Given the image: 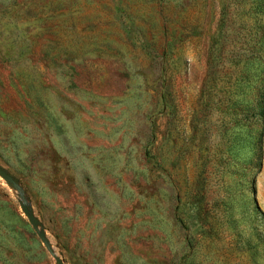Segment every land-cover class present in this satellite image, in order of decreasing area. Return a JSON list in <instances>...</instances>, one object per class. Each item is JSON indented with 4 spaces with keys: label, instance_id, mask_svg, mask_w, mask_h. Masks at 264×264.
I'll return each mask as SVG.
<instances>
[{
    "label": "rangeland",
    "instance_id": "obj_1",
    "mask_svg": "<svg viewBox=\"0 0 264 264\" xmlns=\"http://www.w3.org/2000/svg\"><path fill=\"white\" fill-rule=\"evenodd\" d=\"M264 0H0V264H264Z\"/></svg>",
    "mask_w": 264,
    "mask_h": 264
},
{
    "label": "water",
    "instance_id": "obj_2",
    "mask_svg": "<svg viewBox=\"0 0 264 264\" xmlns=\"http://www.w3.org/2000/svg\"><path fill=\"white\" fill-rule=\"evenodd\" d=\"M0 175L6 181H8L9 183H11L12 185L15 184L13 178L11 176L7 175L6 173H4L3 171H0ZM25 215H26L29 223L31 224L32 228L36 232L39 240L42 242V244L44 245L45 249L50 254V256L54 258V260L56 261L57 264H62L60 262V260L56 257V255L54 254L53 250L51 249L50 244H49L48 240L46 239L44 233L41 232V231H39V229L37 227L38 221L34 218L33 215L29 214L27 210H25Z\"/></svg>",
    "mask_w": 264,
    "mask_h": 264
},
{
    "label": "trees",
    "instance_id": "obj_3",
    "mask_svg": "<svg viewBox=\"0 0 264 264\" xmlns=\"http://www.w3.org/2000/svg\"><path fill=\"white\" fill-rule=\"evenodd\" d=\"M259 106H260V112H262L263 111V106H264V100L262 99V97H261V99L259 101Z\"/></svg>",
    "mask_w": 264,
    "mask_h": 264
}]
</instances>
